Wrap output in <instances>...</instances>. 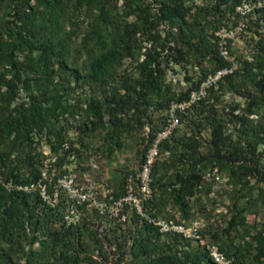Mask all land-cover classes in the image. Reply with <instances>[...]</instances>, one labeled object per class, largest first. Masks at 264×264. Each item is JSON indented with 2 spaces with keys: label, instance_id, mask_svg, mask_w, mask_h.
Wrapping results in <instances>:
<instances>
[{
  "label": "trees",
  "instance_id": "16d2710c",
  "mask_svg": "<svg viewBox=\"0 0 264 264\" xmlns=\"http://www.w3.org/2000/svg\"><path fill=\"white\" fill-rule=\"evenodd\" d=\"M160 1L155 10L145 0H121V3L119 0H39V6L31 4V0H0V12L8 9L11 17L6 22L0 17V264H15L10 253L37 240L40 248L30 252L26 258L28 261L34 259L37 262L40 258L53 263L63 260L64 264L77 261L75 255L60 249L66 245L73 250L78 248L80 234L77 223L65 222L63 209L66 206L69 210H75L77 206L82 208L85 201L75 204L74 200L70 203L62 199L50 204L33 187L46 184L38 166L40 153L33 146V135L45 133L44 138L53 153L69 151L65 134L55 128L52 121L59 114L72 116L82 109L79 104L64 100L80 84L88 83L91 90L82 110L90 120L82 121L78 127L82 135L97 127H105V113L109 115L110 123H116L114 116L126 102L136 108L132 98L126 99L131 90L146 101V94L155 91L157 68L154 62L157 55L143 43L153 41L158 34L159 19L177 23L181 30L183 24H188L185 20L188 8L181 4L182 0ZM241 3L242 0H217L214 8L230 5L234 10ZM130 16L134 19L129 20ZM235 16H239L238 12ZM221 57L220 64L213 70L226 65ZM126 59L136 70V76H121L120 68ZM247 72L253 87L264 94V75L251 70ZM202 79L179 92L175 100L187 101L191 90L197 88ZM222 80L232 84L231 74L221 77L216 84ZM21 85L35 93L27 94V99H20ZM122 88H125L124 92H121ZM255 101L248 102L247 111L252 110ZM186 108L194 113L191 123L194 126L203 123L210 132L207 153L198 151L195 136H175L174 132L159 144V150L179 147L182 158L194 159L192 169L178 174L174 182L159 184V189L168 193L183 216L187 214L190 199H197L201 192L198 188L200 161L205 163L204 167L211 163L221 172L240 177L252 171L251 164L264 152V148L258 149L259 145H264L263 122L253 124L244 112L238 116L241 121L239 135L231 139L223 131L224 114L216 112L207 99L201 98ZM182 111L177 109V115ZM165 118L151 134L146 146L162 128ZM124 184L125 179L114 197L124 193ZM151 202L152 199L144 204L146 212ZM244 224V218L233 212L223 231L229 236L230 229ZM143 229L155 238L162 234L171 237L170 241L156 244V247L150 242L134 246L137 254L147 255V264H216L205 246H192L188 242L181 246L186 239L182 234L161 232L158 225L147 219L143 221ZM250 238L254 244L248 242L246 246L254 248L255 257L264 263V230L255 232ZM217 247L226 257H232L235 264L238 254L242 257L239 244ZM230 251L236 258L230 255ZM85 259L90 258L87 255ZM89 261L96 264L95 260Z\"/></svg>",
  "mask_w": 264,
  "mask_h": 264
},
{
  "label": "rangeland",
  "instance_id": "374dc122",
  "mask_svg": "<svg viewBox=\"0 0 264 264\" xmlns=\"http://www.w3.org/2000/svg\"><path fill=\"white\" fill-rule=\"evenodd\" d=\"M145 1L150 2L155 10L161 3L160 0ZM216 1L182 0L181 4L188 8L185 16L188 24H183V30L177 23L171 24L159 19L158 34L153 41L143 43L157 55L154 62L157 68L155 91L146 94L145 102L131 90L126 99L132 98L131 102L136 104V108L126 102L114 116L116 123H110L109 115L105 113V127H97L82 135L78 127L82 121L90 120L89 115L86 116L82 110L90 98L91 90L88 83L80 84L64 99L68 103L79 104L82 108L79 114H59L52 121L55 128H60L65 134L69 151L53 153L44 138L45 133L33 135V146L40 153L38 166L46 181V184L39 183L33 187L50 204L62 199L70 203L74 200L73 203L79 204L77 200L85 199L82 208H62L65 222L77 223L79 226L78 248L73 250L67 245L60 248L67 251V254L75 255L77 261L74 264H93L90 259L95 260L96 264H147V255L137 254L134 246L140 242H150L156 247V244L170 241V235L162 234L155 238L144 230L145 218L135 214L132 208L126 209L125 219L119 218L113 206L109 205V195L105 194L119 192L127 174L139 171L148 139L160 127L171 104L178 103L175 97L179 92L194 86L220 64L221 47L227 48L229 55L227 59L221 57L226 65L220 68L232 70L226 74H231L232 84L223 80L215 83L213 88L210 86L206 89L202 99H207L216 112L224 114L223 131L231 139L239 135L241 121L238 116L244 112L253 124L264 123V102H261L264 101V94H260L253 87L249 76H246L250 70L264 75V0H242L240 10H231L230 5L214 8ZM31 4L39 6V0H31ZM242 11H246L244 15ZM235 12H238V17ZM0 17L5 22L10 20L9 10L0 12ZM128 19L133 20L134 17ZM241 19L245 25L237 29ZM120 74L136 76V70L129 59L120 68ZM124 91L125 88H122L121 92ZM30 93L35 92L21 85L20 99H27ZM253 99L256 100L255 104L251 111H247V104ZM186 109L178 112L179 123L173 135L195 136L198 151L206 154L210 132L203 123L194 126L191 123L195 118L194 113ZM263 148L264 145L258 146L259 150ZM180 151L179 147H163L159 150L151 170L154 196L147 209L149 217L159 222L173 220L184 228L194 227L201 239L216 246L239 244L242 257L238 254L236 258L230 251L237 264H264L261 258L255 257L256 250L246 246L252 242V234L264 230V152L258 161L251 164L252 171L240 177L227 171L221 172L211 163L204 167L205 163L200 161L198 188L201 192L197 194V199H190L187 214L183 216L168 193L159 189V184L168 185L174 182L178 174L192 169L194 159L182 158ZM97 202H106L105 210L99 211L96 208ZM233 212L244 218L245 224L230 229L227 236L223 228ZM184 237L186 239L181 246L187 242L192 246L201 245L193 235ZM39 248L40 241L37 240L16 249L10 256L15 264H64L63 260L53 263L52 260L41 258L37 262L34 259L28 261L26 258L30 252L38 251ZM87 255L90 259H85Z\"/></svg>",
  "mask_w": 264,
  "mask_h": 264
},
{
  "label": "built area",
  "instance_id": "2783aa9c",
  "mask_svg": "<svg viewBox=\"0 0 264 264\" xmlns=\"http://www.w3.org/2000/svg\"><path fill=\"white\" fill-rule=\"evenodd\" d=\"M237 10L241 9V6L236 7ZM246 11H242L244 14ZM244 27L243 22H239L236 26L237 29H242ZM220 55L227 59L229 52L227 48L224 46L220 48ZM232 70L228 68H218L211 72H209L204 79L200 82L198 87L195 90H192L189 94V99L187 101H181L178 103L171 104L168 112L166 114L165 122L151 139L147 149L144 152L143 160L140 164L139 171L137 173L127 174L125 178L124 184V193L114 197V195H110L109 192L105 194L109 195V199L111 200L110 206H113L115 213L119 216V218L125 219L126 217V208H132L134 211L141 217L145 218L148 221L154 223L159 226V230L161 232H175L182 234L183 236H195L198 238L201 245L205 246L208 250L210 258L216 264H235L232 258L226 257L223 252H221L215 244L209 243L208 241L201 239L200 235L196 233V229L187 227L175 223L173 220H168L167 222H159L154 221L148 215V213L144 209V204L153 198V189L151 186V170L154 165V162L159 154V144L167 139L178 126L179 117L176 113V110H184L194 101H197L205 96L206 89L213 84L217 83V81L230 73ZM69 185V184H67ZM77 200L79 203L84 202L85 199ZM106 202H97L96 208L99 211L105 210ZM192 231V234H191Z\"/></svg>",
  "mask_w": 264,
  "mask_h": 264
}]
</instances>
